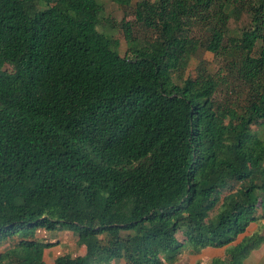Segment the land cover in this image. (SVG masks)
<instances>
[{
	"label": "trees",
	"instance_id": "16d2710c",
	"mask_svg": "<svg viewBox=\"0 0 264 264\" xmlns=\"http://www.w3.org/2000/svg\"><path fill=\"white\" fill-rule=\"evenodd\" d=\"M116 1L122 55L97 0H0V245L69 232L52 264H161L264 219V0ZM196 51L222 64L183 78ZM56 244L19 238L0 264Z\"/></svg>",
	"mask_w": 264,
	"mask_h": 264
},
{
	"label": "rangeland",
	"instance_id": "374dc122",
	"mask_svg": "<svg viewBox=\"0 0 264 264\" xmlns=\"http://www.w3.org/2000/svg\"><path fill=\"white\" fill-rule=\"evenodd\" d=\"M102 6V14L100 19V24L96 28V30L100 33H104L110 36L112 39L117 40L118 42V53L120 55L126 49V44L123 41L122 33L119 29V23L124 18V21L131 20L130 16L125 15L124 7L119 4L116 0H97ZM141 0H129V4L133 5L135 2ZM155 1V0H149ZM247 24V17L242 14L238 19H230L228 21V29L233 34L236 35L239 31ZM199 60H203L205 62V68L207 71L215 72L222 64L220 59H217L212 56V54L207 52L196 51L195 54L190 58L189 63L184 70L183 78L186 76H193L195 68ZM254 131H260L258 127H252ZM264 126L261 129L263 132ZM251 233V230L248 228L243 236H247ZM254 235V234H253ZM239 236L238 238L241 239ZM19 238L23 239H33L38 242H57L58 249H52V253L50 252L49 255L60 254L64 252H68L70 254L75 253L76 247L73 245L74 240L72 234L69 232H57V231H49L45 229H38L35 232H24L22 235L21 233L18 236L12 237L11 240H6L4 243L16 241ZM177 238L180 240L182 239V235L179 233Z\"/></svg>",
	"mask_w": 264,
	"mask_h": 264
},
{
	"label": "crops",
	"instance_id": "0c3cea01",
	"mask_svg": "<svg viewBox=\"0 0 264 264\" xmlns=\"http://www.w3.org/2000/svg\"><path fill=\"white\" fill-rule=\"evenodd\" d=\"M263 227H264V219L251 223L248 225L246 230L249 228L251 230V233L247 236H243L244 233L240 234L241 239L237 238L229 245L221 248H211V247H205L197 251L191 250L189 247H187L181 254L176 256L172 261L170 262H162L161 264H214L216 261L217 263L225 264V262L228 261V256H226V248L230 246H235L241 242V240L245 237H249L253 234L263 235ZM245 230V231H246ZM60 239V238H59ZM58 239V241H59ZM56 241V242H58ZM55 242V241H54ZM9 244H12V242L3 243L0 245V253L4 251ZM75 246V244L73 243ZM58 249V244L55 246L48 248L43 255V259L46 264H52L53 259L58 255H49V253H52V249ZM241 264H264V243H261L257 249L252 250L247 257H245Z\"/></svg>",
	"mask_w": 264,
	"mask_h": 264
}]
</instances>
